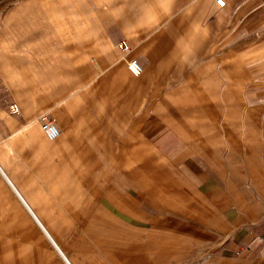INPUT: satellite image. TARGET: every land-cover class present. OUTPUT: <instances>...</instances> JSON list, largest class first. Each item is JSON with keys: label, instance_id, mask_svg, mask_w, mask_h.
<instances>
[{"label": "crops", "instance_id": "obj_1", "mask_svg": "<svg viewBox=\"0 0 264 264\" xmlns=\"http://www.w3.org/2000/svg\"><path fill=\"white\" fill-rule=\"evenodd\" d=\"M217 1L0 0V264H80L82 225L113 264H264V0Z\"/></svg>", "mask_w": 264, "mask_h": 264}, {"label": "rangeland", "instance_id": "obj_2", "mask_svg": "<svg viewBox=\"0 0 264 264\" xmlns=\"http://www.w3.org/2000/svg\"><path fill=\"white\" fill-rule=\"evenodd\" d=\"M63 227L65 228V226H62V228ZM105 227L106 228L108 227V231H109L111 226L106 225ZM115 229L116 228L114 227L112 231H114ZM117 229H121V228L118 227ZM92 232L93 231H92V229L89 228V226H86V225L78 226V233H77L78 236L77 237L81 238V239L80 240L79 239H75L76 241L73 240L72 243H78L79 242V244L81 243V245L79 247L81 250L82 249H84L86 251L88 250V252H84L83 251V255L79 257L80 258V264H109V262H110V264L115 263L114 262L115 258L110 257V256L102 255V254H104V251H105L103 249L109 248L107 245L110 244V243L108 241H101V246H99L98 243L94 242V240H93V239H95L94 237H92V239L91 238L88 239V236L91 237L90 233H92ZM52 236L55 239V241L57 242V244L61 247V249L64 250L65 253H67V255L72 260V262L74 264H79L78 261L74 257H72V256H70L68 254V252L66 251L65 247H63L61 242L58 240L57 235L55 233H52ZM122 243H125V242H122ZM99 248H101L102 250H98ZM49 249H51V248H49ZM49 252H51V251H49ZM52 252H54V251H52ZM134 264H137V263L134 262Z\"/></svg>", "mask_w": 264, "mask_h": 264}, {"label": "built area", "instance_id": "obj_3", "mask_svg": "<svg viewBox=\"0 0 264 264\" xmlns=\"http://www.w3.org/2000/svg\"><path fill=\"white\" fill-rule=\"evenodd\" d=\"M225 4L226 2L224 0L222 3L220 0L217 1V5L220 7H224ZM121 48L124 52L129 51V47L125 43L121 45ZM129 69L135 76H139L143 72V66L135 59L129 63ZM10 108L13 113H19V108L16 104L10 105ZM43 129L50 139H55L59 136V130L51 122L44 124Z\"/></svg>", "mask_w": 264, "mask_h": 264}, {"label": "snow or ice", "instance_id": "obj_4", "mask_svg": "<svg viewBox=\"0 0 264 264\" xmlns=\"http://www.w3.org/2000/svg\"><path fill=\"white\" fill-rule=\"evenodd\" d=\"M220 2L222 3V2H223V0H220Z\"/></svg>", "mask_w": 264, "mask_h": 264}]
</instances>
